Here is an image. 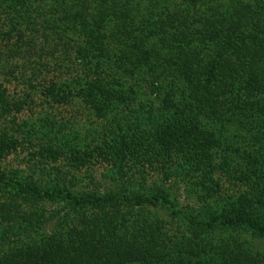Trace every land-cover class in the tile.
I'll return each instance as SVG.
<instances>
[{"label": "trees", "instance_id": "16d2710c", "mask_svg": "<svg viewBox=\"0 0 264 264\" xmlns=\"http://www.w3.org/2000/svg\"><path fill=\"white\" fill-rule=\"evenodd\" d=\"M34 56L55 73L28 84L34 67L29 89L50 104L90 106L107 123L93 150L115 169L106 190L78 191L0 168V264H257L243 235L264 237V0H0V118L22 109L5 80ZM145 87L154 105L127 115ZM23 126L24 139L38 133ZM61 142L47 148L53 159ZM16 143L0 131V161ZM149 153L168 163L165 176L184 177L193 206L163 181L131 178L128 161L142 165ZM216 172L261 193L224 198ZM39 200L65 208L50 211L48 230ZM144 206L163 207L171 232L137 216Z\"/></svg>", "mask_w": 264, "mask_h": 264}, {"label": "rangeland", "instance_id": "374dc122", "mask_svg": "<svg viewBox=\"0 0 264 264\" xmlns=\"http://www.w3.org/2000/svg\"><path fill=\"white\" fill-rule=\"evenodd\" d=\"M33 58L36 57L34 56ZM37 60L40 62L42 59L39 60L36 58V61L31 59L30 66H24V68L20 69V63L16 64L13 69L14 73L12 74L14 76H9V81L5 80L7 81L5 83L7 93L13 94L16 97L22 96L25 102L20 111L10 112L0 118V131L5 130L8 135L12 134L17 142L15 148L10 150L0 161V168L7 171H17L23 178L36 180V182L45 186L55 181L58 184H65L78 191L106 190L110 187L108 184V173L110 170H114L115 167L112 166L107 154L100 156L96 150H93V146L98 141L100 142L103 135L106 136L107 123L101 118H96L92 112V108L83 101L78 100V98L73 97L69 98L70 100L68 101L50 104L47 103L48 101L45 102L43 100L44 98L37 92L29 89V86L24 82L26 77L24 75L29 74L31 76L32 73L29 72L30 70L33 71L34 67L36 69V76L34 78L31 76V81L28 84L40 86L55 73V67L52 70V64L50 63L45 68L42 67V63L37 67ZM19 74H23L24 77L20 78ZM146 77L147 75L145 74L141 80L138 82L135 81V84L136 82L137 84L133 87H138L137 85L144 81ZM130 100L128 103L129 106L124 111H126L127 115L134 116L136 113L139 114L140 112L149 110L151 104L154 105L156 98L150 93L149 87H145L140 88V91ZM119 111H121V106H119ZM38 117H43L44 123L47 126L46 128L38 127L40 121ZM129 119L132 120L130 117ZM31 122L36 123L38 133H34L36 136L34 138L31 137L30 140L24 139L22 133L26 131V127L23 126V123L30 124ZM243 131H246L245 133L249 132L247 129ZM75 135L79 138H72ZM238 138L240 140L241 137L239 136ZM135 140L136 143L140 142L138 137ZM61 141H67L68 146H63L62 153H57L55 159H53L48 155L49 151L47 148H54L59 144L61 145ZM141 148L142 146L138 145L137 151H141ZM78 149L82 153H85L81 158L76 152ZM143 156L151 164L149 165L146 161H142V165L136 163L133 166L128 161L129 168L127 169H129L128 172L131 174V178H136L140 181L143 177L147 181V185H150L153 180L163 181L164 185L171 188L170 190L177 194L176 200L180 206L185 204L193 206L191 200L184 195V177L172 170H170L168 176H165L163 170L168 169L166 168L168 163L162 165L161 162H163V159L161 156L154 158L150 156V153L148 156ZM214 177L218 180V192L224 198L227 194L232 197H237L240 193H246L249 196L254 193L257 195L261 193L258 188L250 187L247 182L237 181L232 175L229 176L226 173L217 174L216 172ZM146 184L144 185L146 186ZM111 188L114 189L112 186ZM133 188L141 189L136 184L133 185ZM17 203H19V209L25 210L27 207L21 201ZM36 205L45 211L46 220L42 223L44 230H48L55 223L54 218H49L50 211L57 209L60 215L65 209L60 208L62 206L61 201L51 202L39 200ZM142 209L143 211H138L137 216L145 211L144 214L146 213L145 216L149 217V221L150 217H152V219L155 218L162 222L160 231H165L166 233L171 232L172 226L168 224V214L163 207L144 206ZM243 237L248 243L247 251L249 254L257 257V264H264V237L253 236L251 234H244ZM13 238L14 236L10 237V239Z\"/></svg>", "mask_w": 264, "mask_h": 264}]
</instances>
